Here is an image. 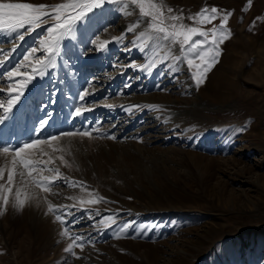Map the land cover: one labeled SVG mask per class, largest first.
Listing matches in <instances>:
<instances>
[{"label": "rangeland", "instance_id": "obj_1", "mask_svg": "<svg viewBox=\"0 0 264 264\" xmlns=\"http://www.w3.org/2000/svg\"><path fill=\"white\" fill-rule=\"evenodd\" d=\"M163 2L174 13L182 11L189 25L188 17L203 8L230 13L231 36L220 45L219 62L197 87L180 46L156 39L147 19L125 32L140 19L131 4L126 15L119 4L106 2L77 25L63 41L56 66L31 81L12 121L0 125V141L30 140L42 119L49 120L42 136L90 131L91 138L59 142L70 167L59 159L51 165L87 187L58 179L54 194L37 190L22 211L9 207L0 215V264H264V0ZM220 24L217 16L195 26L211 31ZM47 26L26 42L0 34L6 65L0 72L18 62L27 65L23 56ZM122 34L121 43L113 40ZM150 60L155 66L140 70ZM7 83L0 80V100L7 99ZM85 88L90 94L84 104L93 110L72 119ZM4 162L0 157V166ZM88 193L104 200L78 210L80 199H94ZM48 203L75 204L63 208L71 213L64 219L78 223L56 221ZM109 216L115 223L106 221ZM64 227L84 238L75 255L65 251L71 240L61 235Z\"/></svg>", "mask_w": 264, "mask_h": 264}, {"label": "snow or ice", "instance_id": "obj_2", "mask_svg": "<svg viewBox=\"0 0 264 264\" xmlns=\"http://www.w3.org/2000/svg\"><path fill=\"white\" fill-rule=\"evenodd\" d=\"M116 3L121 6V10L126 15L132 13L128 11L129 5H134L139 10V17L135 24L129 25L125 32L131 33L136 30L147 19V29L156 34V39L169 42L172 45L178 44L181 52L184 53L183 61L186 62L190 75L194 83L199 87L207 78V73L219 62L221 55L220 45L225 39L230 38L231 33L226 25L230 13H223L213 7L211 9L203 8L195 16H189L192 24H185L183 12L174 13L170 6H166L163 0H70L68 3H59L56 5L32 4L21 2H9V0H0V34L7 33L12 39L20 42H26V37L36 33L43 25H48L43 32L34 37L35 47H30L27 54L23 56V61L27 65L18 62L11 68H6L5 72H0V80H6L7 99L0 100V109L3 114L0 115V125H6V122L12 121L15 116V110L25 96V89L31 81L38 75L43 77L47 74L49 68H54L57 58L61 55L63 41L72 34L77 25L86 22L96 10H102L105 3ZM221 19L219 28H213L211 31H204L195 25H204L211 23L217 18ZM106 31V29H104ZM144 36L141 33L132 41L136 46V41ZM201 39H194V37ZM125 36L114 37L113 40L121 43ZM108 42L105 41L106 45ZM101 50V49H97ZM131 51L132 49H126ZM138 50L144 52V48ZM15 51V49H13ZM43 53L38 56L37 53ZM6 59L8 54H5ZM180 60L181 57H173ZM0 66L6 67L5 61L0 60ZM137 67L136 65H131ZM155 66V61L150 60L140 70L149 69ZM29 68L30 71L22 72L21 69ZM21 77V79H15ZM91 83V82H89ZM4 91L0 87V93ZM87 88L82 89L77 94V99L81 102L80 106L73 109L74 115L71 117H82L86 111H92L91 107L84 104L85 96L89 95ZM111 107V105H109ZM139 107V106H136ZM154 108L155 106H150ZM49 125L48 119H42L34 129L30 140L23 142H13V138L0 143V157L4 158V163L0 166V215L7 212L11 207L16 211H22L27 203L32 201L39 192L54 194L53 189L60 187L57 180H63L68 187H77L86 189L81 181H73L64 177L59 167H52L54 161L59 159L60 163L70 167L68 161L64 159L65 149L60 145V141L65 137H89L90 131H67L56 132L47 136L42 133ZM55 142V143H54ZM51 150V152H49ZM60 152V156H54L52 153ZM45 157H47L45 159ZM10 158V159H9ZM5 173L6 180H5ZM14 194H13V190ZM94 199H80L79 209L85 210V205H92L104 200V197L98 193H88ZM11 196V199H10ZM77 200L76 197H68ZM64 205L55 207L48 203V212L55 213V220L62 225L69 223L75 224L78 221H67L65 216L70 212H63V208L74 207ZM106 221L115 223L112 216L106 217ZM105 221H101L103 223ZM61 235L70 239L71 243L65 248V251L75 255L74 247L84 248L83 237L70 235L68 227H64ZM79 258V257H77Z\"/></svg>", "mask_w": 264, "mask_h": 264}, {"label": "bare ground", "instance_id": "obj_3", "mask_svg": "<svg viewBox=\"0 0 264 264\" xmlns=\"http://www.w3.org/2000/svg\"><path fill=\"white\" fill-rule=\"evenodd\" d=\"M27 134V133H26ZM0 143H1V141H0Z\"/></svg>", "mask_w": 264, "mask_h": 264}]
</instances>
